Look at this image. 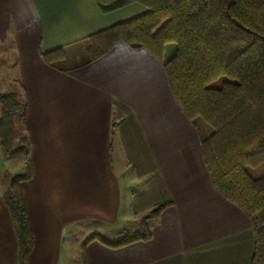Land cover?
Here are the masks:
<instances>
[{
	"label": "crops",
	"instance_id": "crops-1",
	"mask_svg": "<svg viewBox=\"0 0 264 264\" xmlns=\"http://www.w3.org/2000/svg\"><path fill=\"white\" fill-rule=\"evenodd\" d=\"M106 1L0 0V41L13 54L2 77L25 92L31 141L13 162L22 173L28 158L32 166L21 183L33 238L25 264H250L252 219L214 188L163 61L124 42L73 61L89 36L148 11L138 2L103 10ZM58 48L66 57L47 63L43 53ZM15 173L0 169V264H20L3 198ZM167 201L149 239L83 246L95 234H137L141 217Z\"/></svg>",
	"mask_w": 264,
	"mask_h": 264
},
{
	"label": "trees",
	"instance_id": "trees-1",
	"mask_svg": "<svg viewBox=\"0 0 264 264\" xmlns=\"http://www.w3.org/2000/svg\"><path fill=\"white\" fill-rule=\"evenodd\" d=\"M106 2L100 3L103 10L138 2L148 11L89 36L88 61L117 42L144 47L163 61L177 103L190 119L198 117L210 129L201 144L214 188L252 219L250 264H264V175L254 177L248 170L264 164V0ZM167 43H174L176 50L165 60ZM43 58L54 64L65 58V51L45 52ZM26 108L25 92L22 97L14 91L0 93V148L6 158L29 155ZM31 175L28 158L25 172L12 177L3 195L17 228L20 264L33 245L21 189ZM170 204L160 202L141 217L143 233L112 241L95 234L83 246L90 240L119 247L149 239V222Z\"/></svg>",
	"mask_w": 264,
	"mask_h": 264
},
{
	"label": "rangeland",
	"instance_id": "rangeland-1",
	"mask_svg": "<svg viewBox=\"0 0 264 264\" xmlns=\"http://www.w3.org/2000/svg\"><path fill=\"white\" fill-rule=\"evenodd\" d=\"M108 2H109V0H108ZM85 42L86 43L84 45L81 44L80 46L75 48L77 51V54L74 57H72L73 61L78 62L80 60H82V61H86V59L88 60L87 48L89 47L88 46L89 40H87ZM5 46L8 47L7 43H3L2 41H0V93L4 94V93H9V92L14 91V92H18L20 97H22V90H21L19 82H17V81L10 82L8 80L3 81V77H2L3 64L8 58L13 60L12 51L10 50V52H8V53L5 52V49H7V48H5ZM175 50H176V45L174 43H167L165 45V50H164V54H163L165 60L168 59L175 52ZM84 55H85V60H84ZM65 57H66V55H65ZM72 59L69 60L70 63H71ZM189 120L195 125L200 137L208 135L210 129L207 125H205V123L200 118H198V117H195L194 119L189 118ZM20 124L21 123L18 121L17 125L20 126ZM18 160H20V157H18V156L5 159L3 157L1 149H0V169L9 168V169H12V171L16 172L15 175L22 174L23 170L20 169V166L18 164L13 163V162H17ZM248 170L252 174V176H254V177L263 176L264 175V164H262L258 167L248 168ZM140 228H141V231H139L138 233H143L142 227H140ZM82 259H83V257H82ZM79 260L81 261V259H79V256H78V261ZM73 263H77V262L75 261Z\"/></svg>",
	"mask_w": 264,
	"mask_h": 264
}]
</instances>
